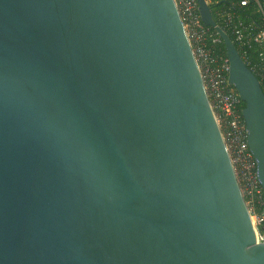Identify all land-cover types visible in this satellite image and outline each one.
Here are the masks:
<instances>
[{"label":"water","instance_id":"obj_1","mask_svg":"<svg viewBox=\"0 0 264 264\" xmlns=\"http://www.w3.org/2000/svg\"><path fill=\"white\" fill-rule=\"evenodd\" d=\"M199 3L264 189V90ZM0 264H264L174 0H0Z\"/></svg>","mask_w":264,"mask_h":264},{"label":"built area","instance_id":"obj_2","mask_svg":"<svg viewBox=\"0 0 264 264\" xmlns=\"http://www.w3.org/2000/svg\"><path fill=\"white\" fill-rule=\"evenodd\" d=\"M196 58L206 93L251 213L257 242L264 240V189L258 178L257 161L249 148L242 99L229 82L230 62L220 51L223 40L205 24L199 0H174ZM217 10L221 26L232 38L242 59L259 79L264 90V0H205ZM212 13V12H211Z\"/></svg>","mask_w":264,"mask_h":264},{"label":"trees","instance_id":"obj_3","mask_svg":"<svg viewBox=\"0 0 264 264\" xmlns=\"http://www.w3.org/2000/svg\"><path fill=\"white\" fill-rule=\"evenodd\" d=\"M220 6H222V4H221L220 2H217V3L212 4V11H211L214 20H215L217 23H219V24H220V21H219L218 16H217V10L220 8ZM220 51H221L225 56H227V53H226V49H225L224 43H222V44L220 45ZM262 86H263V85H262ZM242 107H243V109H244V107H245V103H244V102L242 103ZM262 232L264 233V230H263V229H262Z\"/></svg>","mask_w":264,"mask_h":264}]
</instances>
